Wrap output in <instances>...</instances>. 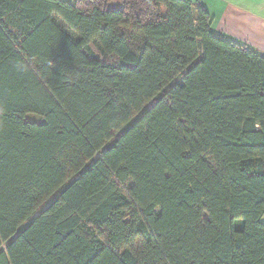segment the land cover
<instances>
[{
  "label": "trees",
  "instance_id": "16d2710c",
  "mask_svg": "<svg viewBox=\"0 0 264 264\" xmlns=\"http://www.w3.org/2000/svg\"><path fill=\"white\" fill-rule=\"evenodd\" d=\"M109 1L0 0V264H264V54Z\"/></svg>",
  "mask_w": 264,
  "mask_h": 264
},
{
  "label": "crops",
  "instance_id": "0c3cea01",
  "mask_svg": "<svg viewBox=\"0 0 264 264\" xmlns=\"http://www.w3.org/2000/svg\"><path fill=\"white\" fill-rule=\"evenodd\" d=\"M217 22V32L264 53V0H199Z\"/></svg>",
  "mask_w": 264,
  "mask_h": 264
},
{
  "label": "rangeland",
  "instance_id": "374dc122",
  "mask_svg": "<svg viewBox=\"0 0 264 264\" xmlns=\"http://www.w3.org/2000/svg\"><path fill=\"white\" fill-rule=\"evenodd\" d=\"M69 1H71V2H75V0H69ZM117 6H120V2H119V0H110L109 1V7L110 8H114V7H117ZM214 21H213V16H212V24H211V28H212V30L213 31H215V32H217L216 31V28H217V22H216V24L215 23H213ZM218 33H223V34H225L226 36H228L229 38H233V37H231L230 35H228V33H225V32H218ZM233 39H235V38H233ZM241 42V41H240ZM244 43V42H243ZM246 44V43H245ZM262 54H264V53H262Z\"/></svg>",
  "mask_w": 264,
  "mask_h": 264
}]
</instances>
